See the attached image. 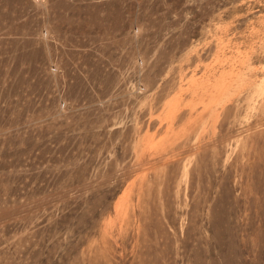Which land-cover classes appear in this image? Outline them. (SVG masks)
<instances>
[{
	"label": "rangeland",
	"instance_id": "374dc122",
	"mask_svg": "<svg viewBox=\"0 0 264 264\" xmlns=\"http://www.w3.org/2000/svg\"><path fill=\"white\" fill-rule=\"evenodd\" d=\"M0 264H264V0H0Z\"/></svg>",
	"mask_w": 264,
	"mask_h": 264
}]
</instances>
